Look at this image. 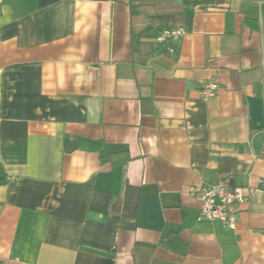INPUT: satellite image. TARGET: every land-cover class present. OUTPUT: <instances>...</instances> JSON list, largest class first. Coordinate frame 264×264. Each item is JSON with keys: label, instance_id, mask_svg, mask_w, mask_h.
<instances>
[{"label": "crops", "instance_id": "0c3cea01", "mask_svg": "<svg viewBox=\"0 0 264 264\" xmlns=\"http://www.w3.org/2000/svg\"><path fill=\"white\" fill-rule=\"evenodd\" d=\"M263 22L264 0H0V264H264ZM220 182L235 230L189 192Z\"/></svg>", "mask_w": 264, "mask_h": 264}, {"label": "built area", "instance_id": "2783aa9c", "mask_svg": "<svg viewBox=\"0 0 264 264\" xmlns=\"http://www.w3.org/2000/svg\"><path fill=\"white\" fill-rule=\"evenodd\" d=\"M185 35L182 28L163 30L155 37L154 41L161 46H166L169 53L174 52V47ZM219 85L213 78L205 82L198 92L201 99L206 101L217 94ZM190 195L199 205L198 218L209 223H218L229 230L236 229L238 213L241 204L246 201L241 189L231 188L223 182L211 186H193L189 188Z\"/></svg>", "mask_w": 264, "mask_h": 264}, {"label": "trees", "instance_id": "16d2710c", "mask_svg": "<svg viewBox=\"0 0 264 264\" xmlns=\"http://www.w3.org/2000/svg\"><path fill=\"white\" fill-rule=\"evenodd\" d=\"M263 33H264V22H263ZM263 36H264V35H263ZM5 178H7V177H6V174H5V172H4L3 168H2V166H0V185L6 182V179H5ZM135 208H136V207H135ZM134 216H135V214L132 213L131 217L133 218ZM111 223L114 224V223H115V219H112V220H111Z\"/></svg>", "mask_w": 264, "mask_h": 264}]
</instances>
